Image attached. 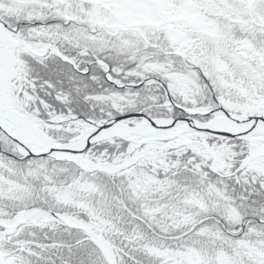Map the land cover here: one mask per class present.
<instances>
[{
    "label": "snow or ice",
    "instance_id": "obj_1",
    "mask_svg": "<svg viewBox=\"0 0 264 264\" xmlns=\"http://www.w3.org/2000/svg\"><path fill=\"white\" fill-rule=\"evenodd\" d=\"M0 264H264V0H0Z\"/></svg>",
    "mask_w": 264,
    "mask_h": 264
}]
</instances>
